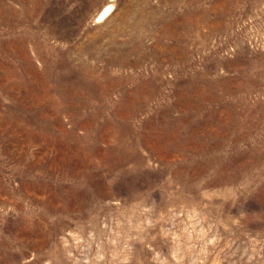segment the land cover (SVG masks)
Listing matches in <instances>:
<instances>
[{
    "label": "rangeland",
    "instance_id": "rangeland-1",
    "mask_svg": "<svg viewBox=\"0 0 264 264\" xmlns=\"http://www.w3.org/2000/svg\"><path fill=\"white\" fill-rule=\"evenodd\" d=\"M0 264H264V0H0Z\"/></svg>",
    "mask_w": 264,
    "mask_h": 264
},
{
    "label": "bare ground",
    "instance_id": "bare-ground-1",
    "mask_svg": "<svg viewBox=\"0 0 264 264\" xmlns=\"http://www.w3.org/2000/svg\"><path fill=\"white\" fill-rule=\"evenodd\" d=\"M110 7H111V6H110ZM108 9H109V8H108ZM106 10H107V9H106ZM110 10H112V9H110ZM106 12H107V11H106ZM106 12H104V14H102V17H100V18H103ZM100 16H101V15H100ZM105 16H107V15H105Z\"/></svg>",
    "mask_w": 264,
    "mask_h": 264
}]
</instances>
